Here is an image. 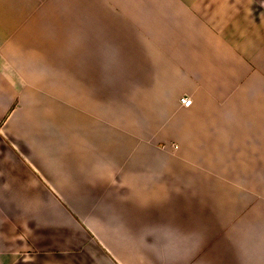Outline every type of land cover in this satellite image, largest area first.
Listing matches in <instances>:
<instances>
[{"label": "crops", "instance_id": "0c3cea01", "mask_svg": "<svg viewBox=\"0 0 264 264\" xmlns=\"http://www.w3.org/2000/svg\"><path fill=\"white\" fill-rule=\"evenodd\" d=\"M237 258L264 264V0H0V264Z\"/></svg>", "mask_w": 264, "mask_h": 264}, {"label": "rangeland", "instance_id": "374dc122", "mask_svg": "<svg viewBox=\"0 0 264 264\" xmlns=\"http://www.w3.org/2000/svg\"><path fill=\"white\" fill-rule=\"evenodd\" d=\"M69 23L70 25H72V30H73V28H75V30H77V32L76 33H73L74 35H76V37L77 38H79V22H80V20H79V16H67V17H65V19H63V21L62 22H60L61 23V25L62 24H64V23ZM69 25V26H70ZM69 26H68V28H69ZM59 34H62V38H65V32L64 31H61V33H59ZM67 34L69 35V34H71V33H69V32H67ZM107 38H109V39H111V37H107ZM172 147L173 148H176V146L175 145H172ZM221 210H223V208L221 209ZM238 219V218H237ZM218 227H220V230H219V232L217 233V236L219 237V238H217V240H216V245H217V248L218 249H224V248H227V247H229V241H227V240H225L223 237L225 236V234H224V231L227 229L228 230V227H229V224H226V225H224V226H222V225H220V224H218ZM234 262H233V264H237V263H239V261H238V258L237 259H234L233 260ZM240 264H242V263H240Z\"/></svg>", "mask_w": 264, "mask_h": 264}, {"label": "built area", "instance_id": "2783aa9c", "mask_svg": "<svg viewBox=\"0 0 264 264\" xmlns=\"http://www.w3.org/2000/svg\"><path fill=\"white\" fill-rule=\"evenodd\" d=\"M180 103L181 105H183L184 107H189L192 103L191 99H187V98H181L180 99Z\"/></svg>", "mask_w": 264, "mask_h": 264}]
</instances>
